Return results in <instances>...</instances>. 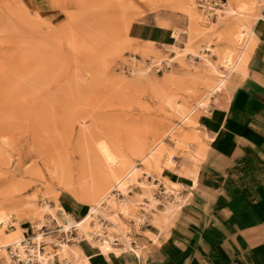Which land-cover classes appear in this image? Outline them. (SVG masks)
Masks as SVG:
<instances>
[{"label": "rangeland", "instance_id": "obj_1", "mask_svg": "<svg viewBox=\"0 0 264 264\" xmlns=\"http://www.w3.org/2000/svg\"><path fill=\"white\" fill-rule=\"evenodd\" d=\"M197 2L0 0V242L21 224L45 253L77 264L72 249L58 248V233L40 236L39 229L62 227L58 198L90 208L103 198L90 201L102 178L98 145L106 142L127 153L120 177L132 166L141 170L122 199L102 200L100 213L77 228L84 240L66 245L95 243L99 234L97 243L107 241L114 254L148 251L150 229L169 222L168 214L153 221L152 210L182 188L164 183L162 169L193 176L205 147L199 118L253 44L257 0L226 2L214 19ZM5 259L2 250L0 264Z\"/></svg>", "mask_w": 264, "mask_h": 264}, {"label": "crops", "instance_id": "obj_2", "mask_svg": "<svg viewBox=\"0 0 264 264\" xmlns=\"http://www.w3.org/2000/svg\"><path fill=\"white\" fill-rule=\"evenodd\" d=\"M257 4L245 63L227 76L199 118L205 147L195 173L180 178L161 171L164 183L182 187L171 196L174 202L152 210L153 221L168 214L169 222L150 229L154 238L145 240L148 251L140 258L131 246L138 258L114 254L119 250L110 244L104 252L97 239L69 247L77 264H264V0ZM77 201L58 198L64 221L79 223L90 212Z\"/></svg>", "mask_w": 264, "mask_h": 264}, {"label": "bare ground", "instance_id": "obj_3", "mask_svg": "<svg viewBox=\"0 0 264 264\" xmlns=\"http://www.w3.org/2000/svg\"><path fill=\"white\" fill-rule=\"evenodd\" d=\"M229 1H231V0H229ZM226 2H228V1L226 0ZM244 35H245V32L242 31L240 33V37L244 36ZM218 85H224V80H220ZM160 144L163 145V140L160 141L158 144H156L153 147V149L149 153L150 157H152L155 154L158 155L160 153L159 152V149H160L159 145ZM141 149H142L141 145H135L133 147L132 151L139 155ZM97 159L101 163L100 176H102V178H99L98 181L96 182L95 187L93 189L92 196L90 195L92 198L90 201L92 203H94L96 201L95 199L97 197L102 196L103 198L99 202H96L93 207L91 206L90 212L87 214V216L83 219L82 222L76 223V221H74L73 218L72 219L67 218L65 225L62 224L63 230H65V231L69 229V225H71V224H75L76 228H78V230H79V228L82 225H84L87 222H89L90 220H92V218L95 217L96 214L100 213L99 210L102 208L101 201L103 200V202H105V203H110L111 201L109 200V197H111V196L114 197L111 193L112 191H109L108 193H106V191L109 190V188L111 187V184L113 182H117V183H115L116 186L121 190V192H123V188L128 183V180L131 177H133L131 179L135 180L136 177L138 176V173L141 170V168L139 169L136 166H132L129 169V171L127 172V174L120 177V173L123 171V169L124 168L126 169V167L128 165H130L129 164L130 163L129 158L127 157L126 152L121 151L117 147L110 146L106 142H102L98 145ZM146 161H147V157H143L142 158V165H144L146 163ZM127 200L129 201V198H126L125 201H127ZM125 201H124V203H125ZM0 233H1V231H0ZM0 236H1V234H0ZM18 237H20V229L19 228H17V230L14 231L12 234H10V235L7 234L6 241L0 242V251H2V250L4 251L6 249V247L8 246V245H5L3 243H10L9 241H12L14 239H18ZM92 237H93V235L91 234V238ZM96 237H97V239L101 238V236L99 234L96 235L95 238ZM36 239L38 240V237H36ZM98 240L100 241V239H98ZM1 244H3V245H1ZM63 246H65L64 249H69V245H66V244L61 245L60 248H63ZM100 246L104 252H108L109 250H111L110 245L107 243V241L101 243Z\"/></svg>", "mask_w": 264, "mask_h": 264}, {"label": "built area", "instance_id": "obj_4", "mask_svg": "<svg viewBox=\"0 0 264 264\" xmlns=\"http://www.w3.org/2000/svg\"><path fill=\"white\" fill-rule=\"evenodd\" d=\"M226 3V0H198L197 6L198 8L203 12L204 16L207 19H214L217 18V11H221L222 7ZM130 191L127 190V193ZM113 196L117 199H122L123 194L121 190L115 186L112 189ZM73 218V217H72ZM52 221H54L53 218H51ZM74 221H76L73 218ZM65 222L63 224L65 225ZM6 226L9 228H14L13 226V220L9 218L8 221H6ZM145 224V222H142L141 225ZM41 231L40 236H46L51 233H58V248L61 247L63 244L68 243H76L81 242L84 239L81 238L80 235H78L77 228L75 224L69 225L68 230H63V226L59 227L56 226L55 229L51 230L47 225L41 226L39 229ZM28 228L24 230L23 232V238L22 240L18 242H14L10 245H8L5 249L6 255L10 259V261L14 264H68L65 262V260H59L58 254L55 252L53 254L45 253L44 252V246L46 245L43 242H40L36 239L37 235L34 236L32 233L31 228V236L27 235Z\"/></svg>", "mask_w": 264, "mask_h": 264}]
</instances>
